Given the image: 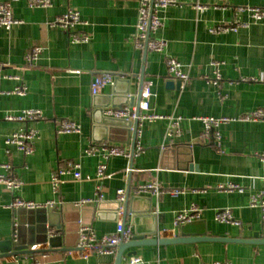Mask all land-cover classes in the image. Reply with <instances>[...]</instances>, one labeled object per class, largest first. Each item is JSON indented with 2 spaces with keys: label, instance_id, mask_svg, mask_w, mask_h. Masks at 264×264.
Returning <instances> with one entry per match:
<instances>
[{
  "label": "crops",
  "instance_id": "obj_1",
  "mask_svg": "<svg viewBox=\"0 0 264 264\" xmlns=\"http://www.w3.org/2000/svg\"><path fill=\"white\" fill-rule=\"evenodd\" d=\"M0 2H9L21 21L10 28L0 26V174L21 181L14 189L0 184V264H115L118 249L107 254L79 248L82 226L102 237L114 233L121 222L131 226L133 235L137 229L144 237L171 239L181 231L176 215L194 205L200 218L186 231L264 239V210L250 204L254 196L264 201V121L221 125L218 148L201 141L204 126L197 119L241 117L264 109V19L254 20L249 9H264V0H178L161 11L164 25L155 34L167 41L161 53L135 46L139 0H52L49 7H31L27 0ZM71 9L86 22L76 28L89 35L87 42L71 43L66 29L50 24ZM219 24L243 25L236 31L213 32ZM33 46L43 50L37 60L28 62L26 54ZM168 56L177 59L189 76L178 88L169 84L177 79L169 74ZM99 73H111L113 82L93 94ZM142 82L151 83L146 109ZM19 88L25 93H15ZM125 96L133 97V105ZM113 100L163 116L139 124L133 157L132 138L121 135L122 127L108 131L109 139H103L101 123L95 127L94 112L106 110ZM24 109H40L45 118L29 122L4 118ZM177 117L182 118L179 129L169 135L171 118ZM62 118L79 123L81 132H58ZM23 128L40 132L30 155L5 142ZM115 138L129 139L130 144ZM104 141L122 144L130 156L105 159L85 153L90 145ZM70 161L80 164L82 178L65 174L55 191L52 176ZM103 162L106 177L98 181L97 168ZM5 163L12 168L7 170ZM149 182L183 192L135 193L139 184ZM230 184L239 188H221ZM98 186L101 201L78 204L96 198ZM120 189L134 198L129 203L134 212L127 214L125 223L123 208L114 205L117 201L124 205L117 195ZM16 197L38 204L54 201L55 206L13 209L10 204ZM47 208H54L53 213ZM226 208L238 224L216 219L217 211ZM10 248L34 252L14 255ZM130 251L144 264H264V243L253 241L140 245L125 251L122 264Z\"/></svg>",
  "mask_w": 264,
  "mask_h": 264
},
{
  "label": "built area",
  "instance_id": "obj_2",
  "mask_svg": "<svg viewBox=\"0 0 264 264\" xmlns=\"http://www.w3.org/2000/svg\"><path fill=\"white\" fill-rule=\"evenodd\" d=\"M31 7H49L52 5V0H27ZM178 3V0H139L138 5V18L135 32V46L137 49H147L153 52H164L167 46V41L163 38L157 37L155 34L164 25L161 11L170 5ZM245 9V8H241ZM252 12L254 20L261 21L264 19V9L260 7L249 8ZM19 19H16L13 15L12 7L9 2H0V26L10 28L15 24L20 23ZM52 26H58L66 29L70 34L71 43H83L89 40V35L77 31L79 25H84L86 22L81 18L80 13L76 10H69L68 12L58 16L50 23ZM239 25L243 24H219L213 27V32H221L225 30L236 31ZM43 48L41 46H33L26 54V60L28 62H34L39 57ZM169 74L176 79L187 81L189 76L182 69V64L173 57L166 58ZM114 76L111 73H99L93 80L92 93L97 94L100 89L107 83L113 82ZM219 78V75L217 76ZM150 82L144 84V99L143 107L146 109L148 106V97L150 96ZM15 93L24 94L25 91L22 88L16 89ZM105 115L124 118L128 120H138L139 124L144 120H155L163 118L161 115L154 113H142L138 112L135 108L124 107H109L104 111ZM6 120L29 122L43 120L45 117L40 109H24L17 114H6L4 117ZM181 117L171 118V122L168 127V134L173 135L176 133L180 126ZM203 123L204 130L201 133V141L205 143H212L218 148L221 146V133L219 127L223 124H227L234 121H264V109H256L241 117H214L203 116L197 117ZM57 131L61 133H80L81 125L71 119L62 118L57 122ZM40 137V132L36 128H23L8 135L5 139L6 144L16 146L20 151L26 155H30L35 151L36 141ZM140 147L138 146V149ZM85 153L88 155H101L105 159H109L113 156H125L129 157V152L122 144H116L108 141L96 143L90 145L85 149ZM261 158H264V153L261 154ZM3 166L10 170L11 164L5 163ZM105 162L100 163L97 168L96 179L101 181L106 177ZM80 164L78 162L70 161L64 167L59 168L52 176L51 183L53 189L56 191L60 183L62 182V176L72 173L75 179L80 180L82 178L80 172ZM130 171V169H129ZM0 184L5 185L9 189H14L21 184V181L13 175L0 174ZM223 189H237V185L230 184L227 187H221ZM99 193L96 198L82 199L78 204L95 203L103 199L101 186H98ZM152 192L155 194L170 193L172 195H178L183 192L181 189H163L157 182H149L139 184L135 188V193ZM118 198L124 200L125 191L120 189L117 191ZM250 204L252 206H260L264 210V201L258 196H254ZM55 206L54 201L46 204H38L33 201H27L20 197H16L10 204L13 209H38L42 207ZM200 218V210L195 205L190 209L180 211L175 218V224L182 225L186 222L197 220ZM216 219L221 222H231L238 224L235 220L231 209H221L216 213ZM264 227V226H263ZM53 233V230L51 231ZM133 236L131 226H126L119 222L117 229L114 233L97 237L90 227L82 226L80 229V239L78 246L80 249H92L96 248L100 253H115L117 247L122 242L131 240ZM126 264H144V260L141 256L133 255L127 258ZM226 264V263H216Z\"/></svg>",
  "mask_w": 264,
  "mask_h": 264
},
{
  "label": "water",
  "instance_id": "obj_3",
  "mask_svg": "<svg viewBox=\"0 0 264 264\" xmlns=\"http://www.w3.org/2000/svg\"><path fill=\"white\" fill-rule=\"evenodd\" d=\"M145 51H147V49H145ZM182 82L183 81L181 79H177V80L169 81V84L170 85L175 84L176 87L178 88ZM142 87L144 88L143 82H142ZM141 96H143V90H142ZM125 97H126L125 100H128L130 105H133V100H134L133 97L132 96H125ZM141 99L142 98L140 97V100ZM109 107L120 108L123 106H122V103H117L115 100H113V101H110V103L108 105H106V108H109ZM104 111H105V109L102 108V109H97L94 112L95 124H96L95 127L100 126L99 123H101L100 127H103L105 129V135H104L103 139H109L110 138V137H108L109 135L107 132L110 131L111 129H116V128L122 127V130L118 129V131L121 132V135L123 136V133L125 132L128 134V138H132L131 155L133 157L134 154L136 153V140H137L138 129H139L138 120H128V119H124V118H115V117L107 116V115H105ZM137 111L140 112L139 108H137ZM114 140L117 141L118 139L115 138ZM118 141L130 144L129 139H125V140L120 139ZM133 199L134 198L131 197L129 193H126L125 198H124V205L122 204L121 201H117L116 203H114L117 210H120L121 207L123 208L124 223L126 222L127 214L129 212H134V209L129 207V203ZM47 210H48V213L52 214L54 211V208H47ZM194 221L195 220L182 224L180 234L174 238H171V239H159L156 237H149V238L144 237V236H142V233H140L136 229L131 240H129L127 242H122L118 245V247H117L118 252H117L115 264H122L123 258H125V251L128 248L136 247V246H140V245H165V244H172V243H186V242H196V241H204V240L237 241V242H240V241L241 242H246V241L251 242V241H253L254 243H264V239L263 240H259V239H257V240H246V239H231V238H223V237H212V236L207 235L206 231L192 232V231L184 230L188 225L193 224ZM154 233H155V230H152L150 232V235H153ZM11 247H12V243H11ZM9 252H11V254L17 255L19 253H24V252L32 253V252H34V250L22 251L20 249L15 248V250L12 251V249L10 248ZM133 255H136L135 251H130V252H127V254H126L127 257L133 256Z\"/></svg>",
  "mask_w": 264,
  "mask_h": 264
}]
</instances>
